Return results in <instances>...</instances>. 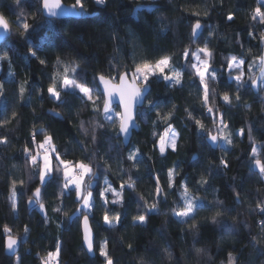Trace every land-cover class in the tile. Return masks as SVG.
Segmentation results:
<instances>
[{
	"label": "trees",
	"instance_id": "obj_1",
	"mask_svg": "<svg viewBox=\"0 0 264 264\" xmlns=\"http://www.w3.org/2000/svg\"><path fill=\"white\" fill-rule=\"evenodd\" d=\"M64 3H74V0H62ZM89 10L80 18L68 19H49L39 14L37 20H28L31 27L24 34L20 35V24L26 21L24 13L37 11L40 7L38 0H19L18 4L13 0H0V12L7 19L11 26V36L0 45V53L7 51L11 58V71L15 73V83H12L13 77L9 76V64L0 63V82L7 88V98L9 109L14 102V89L17 83L28 80L29 93L31 94V106L28 103H18L16 108L20 114L19 120H13L4 128H0V134L6 135L10 139L8 145L0 144V227L8 224L13 228V235L23 232V235H15L21 240L19 253L21 264H38L36 253L43 254L45 251L53 250L54 244L59 237L63 243V254L61 261L65 264H99V258H93L89 255L80 256L82 250L81 232L78 231L76 220L80 212L76 211L79 205L74 202V197L65 193V196L58 199L59 178L56 176L46 180L44 185L40 184L38 176H34L31 166H25V155L22 151L24 145L29 142V133L36 127H45L50 135L55 137V143L60 151H66L64 145L68 137L72 135L71 125L67 119H60L63 116L60 108L57 112L60 116H55L49 109L60 107V104L49 98L46 93L36 94V90L47 87L50 74L55 68L56 56L62 55L65 61L67 53L71 50L84 54L89 57V63L97 64V57H102L106 48L110 47V29L108 28L106 18L108 16H119L131 23L138 32L141 33L144 43L151 49V55H161L162 52L171 51L175 48L184 49L190 46L195 50L207 41L212 49L214 56L211 66L222 73L215 81L218 90L227 86L232 89L234 81L229 77L226 69V57L230 54L235 55L241 51V45L236 44L237 33H241V43L243 45L257 48L256 40L247 38V25L234 21H226L225 16L231 10L234 16L240 14L246 5V0H141L134 10L136 17L140 21L134 20L128 15V10L133 8L131 3L124 0H110L109 6L101 8L98 5H91L89 0ZM213 5H215L213 7ZM187 8L189 11H185ZM207 8L209 15H201V10ZM190 11H196L200 14L198 18L206 25L202 28L201 34L193 42L188 41L190 31V21L197 17H192ZM83 12V10H81ZM158 12H164L168 16V21L163 22L164 32H160L154 19ZM97 13V15H93ZM173 19L175 24L170 23ZM145 21H147L145 23ZM211 29H216L211 32ZM31 46L36 52V56L46 58L48 63L40 65L36 57L28 54V47ZM182 53V51L180 52ZM177 58V68L182 72L183 88H170L166 90L165 83L153 78L149 90L153 99V106L158 108H168L171 104L177 105V112L172 122V126L177 130L179 141L178 149L173 152L166 149V156L162 157L158 149L154 148L159 135L166 131V126L162 122H157L154 126L153 120L155 113L151 107L138 108L136 121L138 130L132 133L127 146H124L119 133L110 128L97 130V155H103L109 161L114 170L119 171L118 162L127 156L130 150L136 151V169L130 172L125 169L131 168L133 161L123 159L124 171L119 172V176L113 172H105L103 167L97 169V176L92 178L96 183L93 187L95 192L102 186L104 176L119 189L121 179H127L131 175L136 182L137 190L145 196L147 202L153 201L152 192L154 191V177L159 176L167 199H162L159 203V214L148 213V220L144 226H137L132 223V217L144 211V201L139 199L135 192L125 191L124 202L122 206H111V210L116 215H120V222H116L113 228H108L102 223V217L108 205L97 199L94 208L90 209V216H93V222L90 225L99 243L105 237L111 242V249L115 247L116 255L121 256L119 237L123 236L125 240L135 237L137 247L149 246V242H158L163 239L175 241L180 235V226L177 218L171 214L174 207L172 200L177 197L175 189H167L166 172L170 167L181 171V176L177 177V184L181 179H185L189 185H194L195 179L204 174L208 176V183L201 189L198 185L196 189L205 197L196 201L195 218L201 220L199 232L197 235L186 234V239L190 245H215L218 236L223 235L228 227V221L222 219L218 225L207 223V217L211 212L219 209L225 211L228 215H234L239 209V203L233 196L232 189L235 188L241 194V197L247 195L251 198L255 178L245 166V153L241 154L237 150L229 148L226 144L222 145L221 140L216 149H212L206 142L207 133L197 130L195 125L186 119L184 108L189 106L190 111L198 118H201L206 125H211L216 121V114L207 113L203 107L196 103V86L198 80L190 79V67L184 64L183 60ZM182 65H184L182 67ZM63 91V90H62ZM63 101L68 103L64 105L71 112L69 105L76 106L78 101L74 96L63 95ZM251 104V100H250ZM5 101L0 99V116L4 115ZM218 107H222L220 115L229 121L233 128L240 127L243 122V112L246 109L232 110L219 102ZM255 116L250 115L249 119L256 121L254 127L261 121H264V113L259 111V102L251 104ZM33 109L36 111L34 112ZM89 108L81 116V120L86 122V127L90 131V125L87 123ZM38 113V114H37ZM103 122V121H102ZM111 123V122H106ZM215 132V130H213ZM83 135V133H81ZM264 135V131L261 132ZM246 140V138H245ZM264 146L258 145V148ZM226 154V156H225ZM225 158L229 164L228 168L220 166V159ZM71 159V157L69 158ZM253 171H256L253 168ZM17 183L24 181L25 187L21 188L20 195L17 198V207L15 213L11 208L12 200L9 198L11 182ZM44 188V200L46 205L44 212H41L38 205L30 203L28 197L32 195L35 187ZM258 186V185H257ZM109 199L113 197L108 194ZM258 198V196H257ZM222 200L223 204H217L210 201ZM63 207L68 213L58 214L54 211L57 207ZM203 209V210H202ZM88 214V210H84ZM73 213H75L73 215ZM253 226L257 224V217H251ZM191 223V220L188 221ZM30 228V234H24V227ZM59 225V228H58ZM25 235V239H23ZM242 243H246L241 237L236 244L239 248ZM25 244L28 249L25 250ZM223 255V252L220 253ZM0 264H11L7 257L0 253ZM121 264H124L121 256Z\"/></svg>",
	"mask_w": 264,
	"mask_h": 264
},
{
	"label": "snow or ice",
	"instance_id": "obj_2",
	"mask_svg": "<svg viewBox=\"0 0 264 264\" xmlns=\"http://www.w3.org/2000/svg\"><path fill=\"white\" fill-rule=\"evenodd\" d=\"M42 5V11L47 12L48 16H55L56 10L62 6L61 0H40ZM215 5H213L214 7ZM73 8L84 11V0H74ZM185 11L189 9L185 8ZM259 11V9H257ZM192 17H197L190 21V36L194 37L198 31L206 25L202 22L200 14L196 11H190ZM226 21H234L235 16L231 10L228 11L225 16ZM0 27L5 29L9 28L8 21L0 17ZM31 27L30 23L25 21L20 24L21 37ZM216 29H211V32H215ZM256 37L255 31L247 35L249 40H254ZM257 41V48L254 54V62L250 63V58L244 57L242 54L229 55L226 57V69L228 70L229 77L235 82L232 87H239L244 84H248L250 87L255 86L258 89L264 90V59H261L259 49L261 45H264V37H260ZM243 47V43H241ZM28 54L36 57L40 65H46L48 63L46 58H39L36 56V52L31 46L28 47ZM214 56V49L210 44L205 41L203 46L192 50L190 46L185 47L182 53L179 54V60H183L184 64L190 67L191 75L190 79L198 80L196 86L197 99L201 102L205 111L209 114H216V128L215 132H207V138L213 142L218 139L223 140L225 144L230 147V137L235 135L239 139L244 140L248 138V132L250 128L240 127L233 133L230 122H226L224 117L216 112V109L211 106L212 92L209 86V81L217 80L222 73L217 72L215 68L211 66V61ZM7 62L9 64V76L13 77L12 83H15V73L11 71V58L7 51L0 53V63ZM55 68L50 74L49 83L46 88L39 89V92L43 95L53 99L60 104L62 97L65 94L76 93L84 101L85 106L95 111V106L100 99V96L94 94L93 89L89 86L82 84L75 79L76 65L72 61H65L62 55H57L55 59ZM177 58L172 57L169 54H163L155 61H144L139 63L135 67V75L129 79L126 73H122L117 80L116 78H106L103 75L98 76V87L100 89V95L103 96L102 105V121L108 125L110 129L121 134H126L129 131L130 124L136 120V102L141 94V84L153 81L154 77H159L165 84L175 89L177 87L183 88L182 72L176 67ZM184 65H182L183 67ZM258 72V75L252 80H246L249 68ZM63 90V91H62ZM14 102L10 109L7 98V88L3 82H0V99L5 101L4 115L0 116V128L6 127L13 120H19L20 114L17 111V104L28 103L31 106L32 96L29 93L28 80H24L17 83L14 89ZM113 98L118 100V103H113ZM232 96L230 93L224 94L222 97H217V105L222 102L224 106L230 107ZM34 111V109H33ZM51 111V110H50ZM159 114V108L156 109ZM190 113V115H189ZM54 115L60 116L61 113L55 112ZM189 121H191L197 130L203 131L205 124L201 118L196 117L190 109H188ZM175 118V110L165 112L162 119L154 121V126L157 122L164 123L166 131L159 135L158 140L154 144V148L158 149L162 157L166 156V149H171L175 152L178 149L179 141L177 139V130L172 126V122ZM110 121L111 123H106ZM88 124L90 122H87ZM86 122L82 121L81 127L85 134L88 133V127L85 126ZM139 125L137 124V127ZM29 142L26 143L22 149L26 159L25 165L31 166V171L34 176H38L40 184L44 185L45 181L53 176L59 178V190L58 199L63 202L65 193L74 197V202L79 205L76 211L80 212V216L77 217L76 225L78 231L82 229V250L86 255H89L95 261V258H99V264H115L113 257L111 256V242L105 237L102 241L97 243L96 236L93 228L90 226V221L93 222L92 217L86 214L84 210L94 208V201L99 199L103 205H108L104 215L102 217V223L109 229L115 226L116 222H120V215L114 214L111 210V206H122L124 202L125 191L136 190L134 183L126 184L123 179L119 185V189L115 188L112 183L104 176L102 180V186L93 191L92 178L97 176V169L103 167L105 172H108L111 168V164L108 161L107 167L103 164L93 166L86 158L81 159H68L60 153L58 146L55 143V137L50 135L45 127H36L33 125L32 131L29 133ZM10 139L0 134V144L8 145ZM122 143V142H121ZM264 146V144H261ZM250 150L248 152L249 159L248 164L256 171L252 173L253 176L259 178L264 176V147L258 148L253 146L252 141L249 140ZM123 159L136 162V151L130 150L126 157L122 158L118 162L119 171H124ZM220 166L228 168L229 164L225 158L220 159ZM166 177L168 181L169 189H174L177 184L176 169L170 167L167 169ZM154 191L152 192L153 203L148 204L146 200H143L142 195L139 197L144 201V211H141L137 215L132 217V223L137 226H144L148 220V213L154 212L159 214V203L162 199H167V194L163 192V185L159 176L154 177ZM25 187L24 181L17 183L15 180L11 182V189L9 198L12 200L11 208L13 211L17 207V198L20 195V189ZM113 197L109 199L108 194ZM258 200L260 195H264V190H258ZM44 188L35 187L32 191V195L28 197L30 203L34 202L40 208L41 212H44L46 205L43 203ZM235 199H239V192L237 191ZM199 200L195 197L194 193L185 187L179 196L180 203L171 209V214L177 218L179 223H188L189 220H193L196 215V201ZM220 201L217 200V204ZM203 210V209H202ZM54 211L58 214L68 215L63 207L57 206ZM75 213H73L74 215ZM255 216L257 217V224L261 229H264V206L258 204L255 210ZM193 227H197L193 225ZM59 228V225H58ZM231 230H229L230 233ZM24 234H30V228L25 225ZM17 236L13 235V228L8 224H4L0 227V242H2L5 249L9 252L15 250L17 245ZM131 248V244L128 245ZM64 243L57 237L54 249L45 251L43 254H37L38 264H61V257L63 254Z\"/></svg>",
	"mask_w": 264,
	"mask_h": 264
},
{
	"label": "clouds",
	"instance_id": "obj_3",
	"mask_svg": "<svg viewBox=\"0 0 264 264\" xmlns=\"http://www.w3.org/2000/svg\"><path fill=\"white\" fill-rule=\"evenodd\" d=\"M109 2L110 0H91V5H98L101 8H106L109 6ZM123 2L124 0H121V3ZM127 2L133 5V8L128 10V15L139 23L140 21L136 17L134 10L137 5L141 3V0H127ZM13 3L18 4L19 0H13ZM38 3L40 7L37 11L31 13H24L23 10L21 11V14L25 15L26 21L37 20L39 14L48 15L47 12L42 11L40 0H38ZM89 7V0H84V11L79 14H86ZM257 9H259V11H257ZM93 15H97V13H93ZM201 15L207 17L209 15L208 9H202ZM0 16H3L2 12H0ZM154 19L159 31L164 32L165 28L163 22L168 21L166 13L158 12ZM235 20L240 24L247 25V35L255 31L256 37L254 40L264 37V0H246V5L244 6L243 11L235 17ZM105 22L110 29V47L105 49L102 57L96 58L98 61L97 64L93 65L89 63V57L73 50L68 52L66 57L68 61H72L76 65L75 79L92 88L94 94L100 96V99L95 106V111H91L88 114L90 131L88 130V133L85 134L81 127L83 121L81 120V116L89 109V107L85 106L83 99L76 93L68 94L74 96L78 101V105L76 106L69 105V107L72 108L71 112H69L68 108L64 107L68 102L63 100L60 103V107H53L52 109H49V111L51 110L50 112L54 114L57 112V108H60L61 112H63V116L60 119H67V123L71 125L72 135L68 137V141L64 145L66 151H60L62 155L68 159L70 157L71 159L86 158L93 164V166L103 164L107 167L108 160L105 159L103 155H97L98 149L96 147L98 138L97 130L109 128L108 125L102 122L103 96L100 95L98 76L103 75L106 78H116L118 80L122 73H126L127 77L131 79V77L135 75V67L137 64L146 60L155 61L163 54L177 57L184 49L175 48L171 51L162 52L161 55H151V49L144 43L141 33L138 32L137 29L126 19L119 16H108ZM146 22L147 21H145V23ZM170 23L175 24L176 20L173 19ZM188 41L191 42L190 31L188 33ZM235 43L241 45V33L239 32L237 33ZM255 51L256 50L252 47L243 45L238 54L250 58V63H253ZM259 52L261 59H264V45H261ZM256 75H258V72L253 71L250 67L245 79L252 80ZM154 78L161 81L158 76ZM215 81L216 80H212L208 83L212 92L211 106L216 109L218 114L222 111V107L217 106V97H222L226 93H230L232 96L231 106L228 107L229 109L247 110L243 112V122L240 127L243 126L245 128H250L248 138H246V140H241L239 137L233 135L229 138L231 141L230 147L227 144L226 145L229 148L237 150L241 154L245 153L246 149L245 166L252 175L254 172L253 168L247 163L249 159L248 152L250 150L249 140L252 141L253 146L264 144V135H261V132L264 131V121H261L256 127H254L256 121L250 120L249 116H255L251 104H254L257 101L260 105L259 111L264 113V90L244 84L239 87H232V89L229 90L220 91L216 87ZM152 82L153 81H149L148 83L141 84V94L137 101L143 100L144 107L152 108L155 113L154 122L161 120L165 112L175 110L176 114L177 105L173 103L171 104V107L166 109L159 108V114H157L156 109L158 107L153 106L154 98L151 96L150 92L147 91L151 88ZM165 85L167 86L166 90L171 88L169 85ZM36 94H39L38 89L36 90ZM195 102L203 107L198 99H196ZM188 109L189 106L184 108L185 114L188 113ZM35 111L36 110L34 109V112ZM186 119L189 120L188 115H186ZM226 122L229 121L226 120ZM240 127H232L233 133H235ZM215 128L216 121H213L210 126L205 124L203 131L207 133L215 130ZM81 133H83V135H81ZM136 167L137 166L133 164L131 165V168L125 169V171L130 172L132 169H136ZM109 172H113L115 175L119 176V172L114 170L112 166L109 169ZM176 175L177 177H180L181 171L177 170ZM253 177L255 178V184L253 186L254 190L252 196L249 198L245 195L242 198L239 193V199H236L239 203V209L234 215H228L225 211L217 209L211 212L207 217V223L211 225L220 224L222 219L228 221V227L225 229L223 235L218 236L214 246L190 245V242L186 239V234L197 235L199 232L198 226L201 223V220L194 218L191 220V223H185L180 226L179 230L181 235L175 241L163 239L158 242H149V246L147 247L142 245L138 248L135 237L128 240H125L123 236L119 237V243L121 245L120 253L123 257L124 264H264V229H261L258 224L253 226L251 221V217L255 215V210L258 204L264 206V195H260L259 200L257 199L259 194L258 190H264V176L259 178L255 176ZM124 182L126 184L134 183L136 185V182L131 175H128L127 179H124ZM207 183L208 176L200 174L195 179L194 185H189L185 179H181L174 189L178 198L183 189L188 187L189 190L194 193L195 197L203 199L205 197L196 189V186L198 185L203 189ZM167 189H169L168 181ZM162 191L165 192V189L163 188ZM134 192L137 196H141L137 187ZM232 192L233 196L236 197L237 191L235 188L232 189ZM142 197L143 200H146L144 195H142ZM219 201V204H223L222 200ZM212 202L217 203V200L210 201V203ZM152 203L153 201L151 203L148 202L149 205ZM172 203L175 207L178 201L173 199ZM193 225H196L197 227L194 228ZM229 230H231L230 233ZM14 235H23V232H18ZM241 237L246 240V243H242L241 246L237 248V241ZM129 244H131V248L128 247ZM24 247L25 250L28 249L26 244ZM221 252H223V255H220ZM0 253L9 259L11 264H21L19 251H7L2 242H0ZM38 253L39 252H37L36 255ZM79 255L83 256L86 254L81 250ZM111 256L113 257L115 264H121V256L116 255L115 247L111 249ZM61 264H65V262L61 261Z\"/></svg>",
	"mask_w": 264,
	"mask_h": 264
},
{
	"label": "water",
	"instance_id": "obj_4",
	"mask_svg": "<svg viewBox=\"0 0 264 264\" xmlns=\"http://www.w3.org/2000/svg\"><path fill=\"white\" fill-rule=\"evenodd\" d=\"M61 2H62V6L56 10L55 16H48V15H43V14H42V16L45 18H49V19H68V18L78 19V18H80L81 15L79 13H81V10L73 8L72 5L74 3H64L62 0H61ZM0 17L5 18L4 16H0ZM11 31H12V29H11L10 24H9L8 29L0 27V45L11 36ZM201 31H202V29H200L198 31V33L194 37H192L193 42H195L196 39L199 37V35L201 34ZM149 90H147V91L149 92ZM113 103L114 104L118 103V100L116 98H113ZM142 105H143V100H139L136 102L137 111H138V108H140ZM136 116H137V112H136ZM137 124H138L137 121L134 120L129 126L128 133H126V134L119 133V136L122 139V143L124 146H127V144L129 143L131 136H132V133L136 132L138 130ZM206 142L212 149H216L218 146V143H219V139L216 142H213L206 137ZM95 183H96V181L93 180L92 188L94 187ZM80 232H81V241H82V229L80 230ZM20 244H21V240L18 239L17 245L15 246L16 251H19Z\"/></svg>",
	"mask_w": 264,
	"mask_h": 264
},
{
	"label": "rangeland",
	"instance_id": "obj_5",
	"mask_svg": "<svg viewBox=\"0 0 264 264\" xmlns=\"http://www.w3.org/2000/svg\"><path fill=\"white\" fill-rule=\"evenodd\" d=\"M223 90H228V87L227 86H224V87H221V90L220 91H223ZM110 122V121H109ZM165 132V131H164ZM163 132V133H164ZM221 144L222 145H225V142L223 140H221ZM15 213V211H13ZM90 214V209H88V215ZM23 239H25V235L23 237Z\"/></svg>",
	"mask_w": 264,
	"mask_h": 264
}]
</instances>
